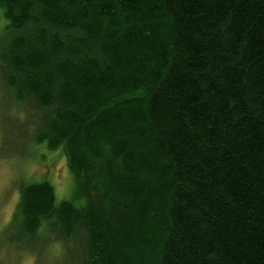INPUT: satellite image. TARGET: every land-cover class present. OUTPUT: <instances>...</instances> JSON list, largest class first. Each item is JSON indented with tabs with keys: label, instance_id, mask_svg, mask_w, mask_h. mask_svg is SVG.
I'll return each instance as SVG.
<instances>
[{
	"label": "trees",
	"instance_id": "16d2710c",
	"mask_svg": "<svg viewBox=\"0 0 264 264\" xmlns=\"http://www.w3.org/2000/svg\"><path fill=\"white\" fill-rule=\"evenodd\" d=\"M0 17L10 119L84 198L22 185L14 244L84 234L80 264H264V0H0Z\"/></svg>",
	"mask_w": 264,
	"mask_h": 264
},
{
	"label": "rangeland",
	"instance_id": "374dc122",
	"mask_svg": "<svg viewBox=\"0 0 264 264\" xmlns=\"http://www.w3.org/2000/svg\"><path fill=\"white\" fill-rule=\"evenodd\" d=\"M5 27L6 24L0 17V52L4 51L9 36ZM1 85L0 83V264H80L84 234L78 235V240L63 248V242L52 232L50 242L42 241L40 245L37 242L29 243L33 248L30 250L26 246L19 248L10 240L12 232L6 233V229L13 225L22 185L47 181L54 186L58 203L71 201L82 206L84 198L77 190L75 177L59 150L50 152L44 144H27L25 135L30 134L32 129L26 121L30 118L23 113L16 119H10L13 113L8 108L12 99ZM14 110L16 111V105Z\"/></svg>",
	"mask_w": 264,
	"mask_h": 264
}]
</instances>
